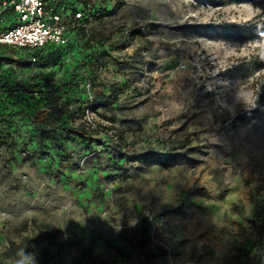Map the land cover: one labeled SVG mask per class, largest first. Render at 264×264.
I'll return each instance as SVG.
<instances>
[{
    "label": "rangeland",
    "instance_id": "rangeland-1",
    "mask_svg": "<svg viewBox=\"0 0 264 264\" xmlns=\"http://www.w3.org/2000/svg\"><path fill=\"white\" fill-rule=\"evenodd\" d=\"M89 1L90 62L0 50V264H264V0Z\"/></svg>",
    "mask_w": 264,
    "mask_h": 264
},
{
    "label": "built area",
    "instance_id": "built-area-1",
    "mask_svg": "<svg viewBox=\"0 0 264 264\" xmlns=\"http://www.w3.org/2000/svg\"><path fill=\"white\" fill-rule=\"evenodd\" d=\"M92 4L89 0H0V47L33 51L57 46L73 56L70 36L80 28L87 31ZM7 14L15 17L13 25L7 26Z\"/></svg>",
    "mask_w": 264,
    "mask_h": 264
},
{
    "label": "trees",
    "instance_id": "trees-1",
    "mask_svg": "<svg viewBox=\"0 0 264 264\" xmlns=\"http://www.w3.org/2000/svg\"><path fill=\"white\" fill-rule=\"evenodd\" d=\"M114 13L113 11H105V10H96L92 4V14L93 18H104L107 16H110ZM7 26L13 25L15 22V17L12 16V14H7L6 16ZM71 40L73 42V47L78 48V43H82L83 46H85V54H83V49L79 48L77 51L80 61H84L85 63H88L91 61V58L93 57L92 53H90V40L88 36V32L85 30V28H80L71 34ZM82 46V45H81ZM82 46V47H83ZM84 48V47H83ZM1 51L5 50H13L15 52L21 53L26 52L29 53V58L32 61L35 59V62L40 59V55L42 53H50L55 54L58 52H66V50L63 47H57V46H46L42 49L37 50H27V49H21V50H14L12 48L8 47H0ZM98 62V59L95 60ZM113 102L110 100V97L100 96L99 98H96L93 101L92 109H106L110 107V105ZM62 106H59L57 102H45L43 105L37 106L34 111L33 121L34 123L38 125H45L50 119H53L54 117H59L63 115V112L61 111ZM69 135L79 138H86V134H84L83 129L81 127H74L71 129L65 130ZM133 161H137L141 163L144 166H151V165H159L162 168L170 167L172 164H176L178 162V156L177 155H164V154H145L143 156L136 157ZM150 238L148 235V230L146 228L142 229L140 232V238L138 241V246L144 247L146 244H149Z\"/></svg>",
    "mask_w": 264,
    "mask_h": 264
}]
</instances>
